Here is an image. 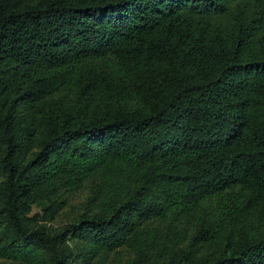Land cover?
<instances>
[{"label":"trees","instance_id":"trees-1","mask_svg":"<svg viewBox=\"0 0 264 264\" xmlns=\"http://www.w3.org/2000/svg\"><path fill=\"white\" fill-rule=\"evenodd\" d=\"M89 182L96 204L50 231ZM74 247L264 264V0H0V264Z\"/></svg>","mask_w":264,"mask_h":264},{"label":"rangeland","instance_id":"rangeland-1","mask_svg":"<svg viewBox=\"0 0 264 264\" xmlns=\"http://www.w3.org/2000/svg\"><path fill=\"white\" fill-rule=\"evenodd\" d=\"M98 182H89L81 188L76 189L70 195V203L66 206L59 215L55 218V221L44 223L52 231L54 228H59L62 224L69 223L72 218L79 216L85 209L90 208L96 204L93 200L95 192L97 191ZM242 199V191L238 188L228 189L210 197V201L213 207L220 213H226L231 210L232 206L240 203ZM39 214L40 207L34 206L32 208V214ZM144 243V241L139 242ZM147 243V242H146ZM74 250V257L72 258V264H83L79 259L81 257L79 247Z\"/></svg>","mask_w":264,"mask_h":264}]
</instances>
